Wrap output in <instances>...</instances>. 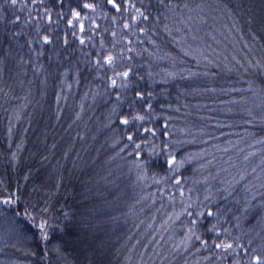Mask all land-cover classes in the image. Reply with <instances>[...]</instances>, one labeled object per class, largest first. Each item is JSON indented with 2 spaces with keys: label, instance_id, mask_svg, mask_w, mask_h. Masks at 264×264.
Instances as JSON below:
<instances>
[{
  "label": "trees",
  "instance_id": "1",
  "mask_svg": "<svg viewBox=\"0 0 264 264\" xmlns=\"http://www.w3.org/2000/svg\"><path fill=\"white\" fill-rule=\"evenodd\" d=\"M83 2L63 0L61 8L60 0L35 5L20 0L15 8L0 7L10 18L13 12L20 16L12 31L22 33L10 42L12 55L0 62V186L26 185L29 193L39 188L34 203L55 192L49 215L60 208L69 214L67 221L58 218L63 230L54 225L43 242L24 218L23 202L0 205V264H41V257L43 264H207L204 258L211 254L197 251L198 241L186 240V211L202 203L219 209L222 227L231 228L241 243L251 239L253 247L259 245L264 236V70L254 65L264 62V39H253L247 8L258 11L260 0H243V9L241 0H143L151 19L140 21L145 33L136 28L131 35L119 16L113 24L112 12L105 18L84 10L85 31H79L78 21L69 28L71 9ZM133 2L139 6L141 0ZM22 4H27L23 10ZM38 28L40 37L49 34L56 43L34 42L29 49L27 41L37 39ZM102 50L123 53L117 70L131 67L132 87L146 97L152 92L155 118L146 126L158 130L154 142L159 143L167 123L171 152L183 161L179 169L166 172L162 156L138 168L131 149L120 151L124 145L116 141L123 126L111 116L118 89L107 87L112 72L98 73L93 63ZM124 95L131 98L132 92ZM119 111H130L127 101ZM86 213L90 229L78 223ZM200 223L198 234L211 243L212 234L204 228L215 220L202 216ZM21 230L28 238L19 235ZM84 231L100 245L97 252L77 240Z\"/></svg>",
  "mask_w": 264,
  "mask_h": 264
},
{
  "label": "snow or ice",
  "instance_id": "2",
  "mask_svg": "<svg viewBox=\"0 0 264 264\" xmlns=\"http://www.w3.org/2000/svg\"><path fill=\"white\" fill-rule=\"evenodd\" d=\"M20 3V0H4V5L0 7L7 6L8 8H15L16 5ZM32 4H37V0H31ZM40 4H43V0H40ZM59 6L62 8L63 0H60ZM27 7V4L21 5V10ZM240 8H244L243 0L238 5ZM77 8L80 10L78 11ZM143 9V10H142ZM86 10L90 13H100L105 18H108L109 12L114 13L112 16L113 24L117 23V16L123 20L122 28L125 33L131 35L136 28H139L140 33H145L146 29L140 27V21L148 22L151 19L148 6L143 4V0L139 6L133 2V0H84L83 3L77 5L76 8H72L70 12V18H67V26L73 28L74 21L79 23V31L83 33L85 31V26L82 22L81 12ZM45 15L49 23L52 21L51 10L45 7ZM57 15H60L57 13ZM247 25L253 35V39L260 37L264 39V0H260L258 5V11L251 5L247 8ZM29 16L31 13L29 12ZM91 19L90 17H88ZM20 16L15 12L12 13L11 18L0 13V25H3L5 29L6 40L0 41V56L3 57L0 62L7 60L9 56L12 55V49L10 42L16 41L22 35L21 32H13L14 28L20 22ZM93 28L98 26L95 21L92 22ZM75 36V31L73 32ZM113 37L117 34L112 33ZM79 44L84 45L85 39L83 36L79 37ZM39 43L42 46L55 44L56 40L53 36L45 34L42 37L39 36V28L37 29V39L35 41L28 40L27 45L29 49L32 48L33 43ZM64 45H68V40L65 38L63 41ZM128 44L131 43L129 40ZM8 45L7 47L5 45ZM103 49V44H101ZM128 52L132 51V48H127ZM43 55L42 52H38L37 56ZM57 56L60 55L59 52L56 53ZM124 54L121 53L119 56L108 53L105 54L102 50L96 53V59L94 60V66L97 72L103 71L106 75L110 70L112 72L111 76H106L108 80L107 87L111 89H118L117 95L115 97L114 106L111 109V116L118 121V126H123V130L120 132V139L116 141L117 144L123 143V148L120 149L121 152L131 149L128 153L130 156L135 157L134 163L138 168H146L151 162V158L154 156L164 157V170L166 172H171L173 170L179 169L183 165V161H177L176 156L172 154V145L168 140L169 133L167 131V123L163 125V130L160 131L159 143H156L158 139V130L154 126L148 125L152 119H154L155 109L153 104L150 102L152 98V92L147 93L140 89L138 86L132 87V68L123 67L122 70H117V61H123ZM256 68L264 70V62L257 61L254 65ZM129 91L132 92L131 98L124 95ZM123 97V99H122ZM127 101L130 111L127 113L120 112L119 108L121 104ZM13 158H15V153H13ZM25 180L29 179L28 175L24 176ZM176 184H180V180H176ZM60 185H56L57 191ZM39 188L33 187L32 193L27 191L26 185L17 184L15 189L9 184H3L0 186V205H21L23 202V215L24 218L33 227H36L39 232V239L43 242H47L50 239V230L55 225L60 228L61 231V221L69 220V214L63 211V208L55 210L53 215H49L50 211H53L52 200L55 196V192H49L43 196L37 198L36 202H33L32 196L34 193H38ZM183 195V193H181ZM209 199V197H205ZM192 208V205L188 206ZM264 209V204L260 206ZM198 210L186 211L189 220V231L186 240H195L200 244V249L208 251L211 255L205 257L207 264H227L231 261V264H264V236H260V243L256 247H253V240H248L247 245L241 243L240 236H232L231 228H224L219 220V209L215 211L208 207L206 204L197 205ZM247 208L241 210V214H246ZM16 216H20V212L15 213ZM205 217L208 220H215V223H209L207 227L204 228V233L212 234L211 243L207 239L203 238L202 234H198L199 228L202 226L200 223V217ZM236 224L234 227L236 229L240 228V217H234ZM78 223L84 225L85 229H90L91 224L89 222L87 213L82 215L78 220ZM23 238H28V233L21 230L19 233ZM35 237V233L31 234ZM221 236L226 237L225 239H220ZM77 240L86 245V247L93 253L97 252L100 245L96 242L95 238H89L88 231L82 232V234L77 237ZM243 250V253L239 250ZM40 256V253H37ZM45 256L47 253L44 254ZM41 264H43V257H41ZM100 264H103L100 261Z\"/></svg>",
  "mask_w": 264,
  "mask_h": 264
}]
</instances>
